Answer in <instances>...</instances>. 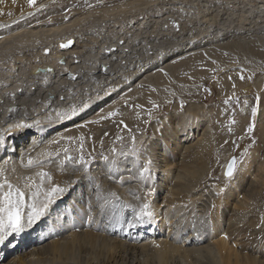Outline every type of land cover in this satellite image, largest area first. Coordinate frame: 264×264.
<instances>
[{
	"label": "bare ground",
	"instance_id": "6f19581e",
	"mask_svg": "<svg viewBox=\"0 0 264 264\" xmlns=\"http://www.w3.org/2000/svg\"><path fill=\"white\" fill-rule=\"evenodd\" d=\"M253 1L103 0V4H96L94 8L67 13L70 16L67 20L64 17L68 15L59 13L50 17L49 22L46 15L58 12V3L64 4L62 0H37L33 8L28 7L26 0H16L15 5L11 0H5L4 4H0L5 13L0 16V24L11 27L0 28V36L5 37L0 40V100H3L0 103V130L19 119L24 111L28 112L30 119H39L43 124L49 117L56 120L57 109L60 112L69 111L70 105L87 101L89 96L94 102L81 116L48 125L43 132L34 129L23 138L9 140L15 151L11 147L7 153L0 150V157L3 158L0 165H3V160H9V169L17 167L15 176L29 174L18 166L16 152L23 151L26 145L30 147L29 139L46 143L58 134L74 137L83 134L87 138L86 149L95 143L99 151L98 141L103 132H118L116 126L112 128L115 123L100 122L86 128H77L76 125L112 110H119L122 115L114 119H123L129 127L139 125L141 129L147 127L148 132L154 130L155 125L143 122L146 120L144 112L141 111V119L137 120L135 113L138 110L125 107V101L144 99L146 94L137 88L140 85L157 88L164 94V101L178 98L176 103L180 107L182 96H197L200 74H203L198 68L215 70L214 76L230 69L237 60L249 67L258 65L256 53L258 48L264 49V0ZM41 4L45 7L37 11ZM30 11L34 13L32 16L27 15ZM8 12L12 15H7ZM33 17L35 20H30ZM16 20H19L18 24L13 23ZM172 20L179 23V31L172 25ZM165 24H168L167 28ZM71 38L74 39L72 47H59L61 42ZM121 40L124 41L122 45L119 43ZM45 48L50 49L48 55L44 53ZM108 48L115 51L108 52ZM160 52L164 53L162 57ZM228 52L234 60L224 58L222 53ZM61 59L65 61L64 65L59 63ZM105 65L108 66L107 73L102 71ZM46 66L55 70L47 87L38 82L42 81ZM160 67L165 69L167 76L157 70ZM65 68L77 74V80L68 79L64 74ZM187 68H190V74H180ZM228 76H232L231 81ZM256 76L255 86L260 91L264 86V76ZM166 78L172 80L170 85L166 83ZM232 83L237 85V92L243 82L233 72L221 77L217 84L221 97L231 95ZM113 86L116 91L105 96V91ZM18 88L24 89L23 94L16 91ZM12 92H16L15 102L6 95ZM173 92L174 96L171 95ZM97 94L103 99L96 100ZM61 95L68 99L61 102ZM49 98L52 99L50 106L47 103ZM182 101L183 111L172 110L165 118L167 131L164 138L157 133L154 139L153 136L145 139L146 143L159 144L163 149L155 156L156 179L148 184H154L158 193L162 188L161 181H165L166 177L161 174H170L168 168L171 165L175 166L177 177L183 180L172 185L169 196L162 200L164 207H161L159 195L155 194L153 205L157 216L151 227L129 229L125 226L121 229L120 225L108 226L106 218L103 223L90 226L85 222L80 205H76L77 214H69L67 223H63L62 227H53L54 213L44 223L8 237L0 244V264H264V242L258 239L264 234V228L256 227L264 215L243 216L236 213L226 217L229 205L237 195L243 192L244 197L254 198L256 195L252 185L246 189V173L255 171L257 175L262 174L263 157H260L258 148L248 155L243 164L238 165L240 171L234 186H230L223 196H216L215 189L204 185L205 181L201 182V178L212 177L214 168L209 165L223 152L225 158L229 157L236 148L229 142L219 149L214 144L218 136L206 133V137L195 147H188L189 150L183 152L187 148L182 145L186 138L180 132L196 131L202 124L200 120L208 117L202 106L196 104L198 102L192 99ZM9 107L17 111L10 113ZM248 110L243 108L241 112L247 116ZM257 115L262 121L264 116L259 112ZM245 118L241 116L236 129L244 128ZM261 125L260 139L264 137V125ZM113 138L111 135L105 138L106 149ZM38 151L39 148L32 155ZM255 161H258L257 168L252 166ZM226 164L222 166V171L226 170ZM54 176L57 182L75 178L71 172L64 175L54 171ZM103 184L123 199L136 203L128 194L129 187L136 190L135 184L120 187L106 179ZM215 186L220 187L218 184ZM70 203L66 201L57 211L63 213L67 210L70 213ZM213 203L216 208L211 222L202 225L200 221ZM239 207L245 209L247 206L241 202ZM193 213L197 217L195 229L191 223ZM224 217L229 220L227 223ZM158 221L161 226L170 222L171 229L161 232V236L156 238L157 230L153 229H158ZM226 236L236 238L230 246ZM214 237L219 238L215 244L211 241ZM234 243L240 244L239 250Z\"/></svg>",
	"mask_w": 264,
	"mask_h": 264
},
{
	"label": "snow or ice",
	"instance_id": "6c2138e0",
	"mask_svg": "<svg viewBox=\"0 0 264 264\" xmlns=\"http://www.w3.org/2000/svg\"><path fill=\"white\" fill-rule=\"evenodd\" d=\"M26 2L29 8L37 5V0H26ZM4 3L5 0H0V4ZM11 3L15 5L16 0H11ZM97 4H103V0H97ZM95 6L91 3L87 4L89 8H94ZM44 7L41 4L36 10L39 11ZM66 11H71V9H66ZM33 14L31 11L27 13L28 16H32ZM3 15H5L4 10L0 9V16ZM7 15L11 16L12 13L8 12ZM23 17L24 13L21 10V19ZM64 18L65 20L68 19L67 16ZM49 22H51V18H49ZM13 23L18 24L19 20L13 21ZM171 23L179 31V23L175 20H172ZM10 27L11 25L0 24V28ZM164 27L167 28L168 24H165ZM3 39L5 37L0 36V40ZM73 43L74 41L68 40L66 43H61L59 47L67 49ZM119 43L122 45L124 41L121 40ZM107 51L113 52L115 50L108 48ZM49 52V48L44 49L45 55H48ZM163 55V52L159 53V56L162 57ZM59 63L64 65L65 61L61 59ZM234 63L239 64V61H234ZM248 63L252 62L249 61ZM157 70L165 76L168 75L163 67ZM259 70L261 74H264V65L259 66ZM12 71L16 70L13 69ZM54 71L52 67L43 69V79L38 82L46 87L49 86L50 76ZM102 71L107 73L108 66L105 65ZM246 71L249 72L247 76L244 75ZM64 74L70 80H77V74L69 72L67 68L64 69ZM36 75V73L33 74L34 77ZM253 75H255L254 71L244 67H241L239 70L240 81H244L245 79L252 80ZM228 80L231 81L232 76H228ZM2 86L7 87V85ZM28 87H32V85H28ZM140 87L144 86L140 85ZM231 88V95H226V98L223 100L224 105L232 104L233 108L236 105L247 106L248 101L246 99L242 101L236 92L237 85L232 83ZM16 91L23 94L24 89L18 88ZM112 91H116L115 86L109 91H105L104 95H110ZM151 91L157 92V89L153 87ZM165 91L167 92L168 90L165 89ZM204 92L211 95V90L208 88H205ZM6 95L13 102L17 100L16 92L7 93ZM171 95L174 96L175 93L173 92ZM66 99L68 98L63 95L59 96L61 102ZM100 99H103V97L97 94L96 100ZM93 102L91 96H89L87 101L81 100L79 104L70 105L69 111L60 112L57 109L56 120L53 121L49 117L43 124L39 119H30L28 112L24 111L19 119L14 120L7 127L0 130V150L7 153L11 147L15 151V146L10 145L9 140L23 138L31 134L34 129L43 132L48 125L62 123L81 116V114H84L91 107ZM164 102L171 103L168 100ZM0 103H3V100H0ZM47 103L50 106L52 99L49 98ZM125 105L134 110H140L135 113L137 120L141 119V111L147 116V119L143 121L144 123L156 120L157 127L153 134V139L157 133L161 138H164L167 129L165 128L163 119L157 115L161 109L160 103L149 97L148 105L150 106L148 108L140 104L128 105L127 101H125ZM183 109L184 101L181 100L180 110L183 111ZM8 111L11 113L17 111V109L9 107ZM258 112L261 116H264V105H262V96L260 94L254 97V104L248 110L250 119L245 118L244 135L238 138L239 140H243L246 136L252 143L244 149L239 160L236 156H232L231 160L227 163L226 170L223 172L225 177L224 186L219 188H216L215 185L212 186L215 189L216 196H223L232 185V182L237 179V173L240 171L238 164H243V157L248 154V149L256 143L254 133L259 123ZM235 114L233 112L232 118L228 121L230 126L238 124ZM121 115L119 110L108 111L104 115H99L98 118L84 120L82 123L77 124L76 127L86 128L88 125L99 124L101 121L111 120ZM115 126L118 129L117 133L110 134L107 131L103 132L98 141L99 151L95 143L86 149L87 138L83 134L78 137L58 134L56 137L47 140L46 143L43 140L37 142L29 139L28 144L31 146L26 145L23 151L16 152L18 166L26 170L29 173L27 175L15 176L17 167L14 166L9 169L7 167L9 160H3V165H0V244H3L8 237L14 234L24 233L35 225L44 223L54 213L55 220H53V227H62L63 223H67L69 214H77L76 205H80L84 213L85 222L90 226L101 224L106 218L108 226L115 227L116 225H120L121 229L125 226L129 229H139L145 226L151 227L152 222L157 216L153 205L156 188L154 184L150 186L148 182L155 179V156L163 149L159 144L146 143L145 130L141 129L139 125L132 128L123 119H119L115 121ZM184 128L186 130V126ZM228 130L231 133L232 127H229ZM110 135L114 138L106 149L105 138ZM231 143L239 148L236 140L231 141ZM224 144H229V141L225 140ZM37 148L40 151L32 155ZM0 159L3 158L0 157ZM54 171L64 175L71 172L75 178L57 182ZM105 179L111 184L119 185L120 187L135 184L136 190L129 187L128 194L136 203H130L128 200L123 199L116 191L111 188H105L103 184V180ZM66 201L71 202L68 204L70 213L67 210L63 213L58 212L57 209L65 204ZM161 207H164V205H161ZM215 208L216 204H211L208 211L204 214V219L200 221L202 225L211 222L212 213ZM191 223L193 229H195L197 223L195 213H193ZM256 227L264 228V216L261 217L260 223ZM258 239L264 242V234L259 236Z\"/></svg>",
	"mask_w": 264,
	"mask_h": 264
},
{
	"label": "rangeland",
	"instance_id": "374dc122",
	"mask_svg": "<svg viewBox=\"0 0 264 264\" xmlns=\"http://www.w3.org/2000/svg\"><path fill=\"white\" fill-rule=\"evenodd\" d=\"M62 2L64 4L58 3L60 5L58 12H55L56 14L52 13V12L48 13L46 15V18H50L52 16L59 15V13L68 15L72 11H79L82 9L89 8V7H87L88 3L94 4V5L97 4V0H87V2H86V0H62ZM254 2L256 3L259 1L254 0L252 3H254ZM237 4L239 5V3H237ZM66 9H71V11H66ZM67 17H70V16L68 15ZM30 20H35V17H33ZM258 50H259L258 53H256V56L258 59L257 60L258 65L253 66V67L245 66L244 64H238L237 65L236 63H233V66H231L230 69L222 71L221 74H217L214 76L212 75L214 73L213 70L209 69L208 67L198 68V69H202L203 74H200V78H201L199 80L200 89L197 92V96L192 98V97H190V95H186V96H182V98L180 99V101L183 99H188V100L192 99L193 101L198 102L196 104L202 106V109H203L205 115L208 117L207 119L200 120V121H202L201 122L202 124L204 122L205 123L203 125L201 124L200 127L198 129H196V131L190 132V129H189L188 131H186L187 133L186 132H180V135L184 134V137L186 138L184 140L185 142L183 141L182 145H184V147H187V148L183 149L182 150L183 152H187L189 150L188 147H191V146L195 147L199 143V141H201L203 139V137H206L205 136L206 133H207V135L209 133L210 134L212 133V136H215L216 138L218 136V139H216L214 141L215 142L214 144L219 149L222 148L223 146H226L224 144L225 140H228L229 142H231L230 140H232V141L236 140L237 143L239 144V148L235 147L236 149L233 150L231 155L229 157L226 156L227 159L225 158V153L223 152V153H221L222 156L219 155L218 158L215 161H213L212 165H209L210 163L208 164L210 166V168L211 167L214 168L213 174L211 173L212 177L201 178V182L205 181L204 185L207 184V186H211V188L213 185H217V184L220 185V187L224 186L225 177L223 175V172L225 171V169H224V171H222L221 170L222 166L226 162L228 163L229 159L232 156H236L239 160V158L241 157V153H243L244 149L247 148L252 143L251 140L246 136L243 140H239L238 138L240 136L244 135V130L242 128L236 129L238 124L234 125V126H230L228 121H229V119L232 118L233 112L236 113L235 119L238 121V123H240L241 116L247 117L248 115L244 116V114L241 112V110H243V108L249 109L250 106H252L254 104V97L257 94H260L262 96V105H264V86L260 90L262 92L258 91L256 89V86H255V81H256V77H257L256 75H263L264 76V74H261V71L259 70V66L264 65V49L258 48ZM222 55H225V53H222ZM231 56H233V55H231V53L228 52L227 55L224 56V58L229 59V60L233 59ZM203 65H206V64L203 63ZM241 67H244L246 69H249V70H252L255 72V75H253V79L252 80L245 79L244 81H242L243 82L242 86L237 90V94L240 96L241 100L243 101L246 99L248 101V105L247 106L236 105L235 108H233L232 104H229L226 106L223 103V100L226 97H221L219 95V89L217 88V84L221 80V77L227 73L231 74L233 72L239 76V70ZM189 70H190V68L181 70L180 74H182V73L190 74ZM248 74H249V72H247V71L244 73L245 76H247ZM170 82H172V80L170 78H166V83L170 85L171 84ZM138 85L139 84L137 83L136 87ZM137 88H138V90H140V92H142L143 94H146L147 96L144 95V99H142V100L141 99L140 100L139 99H130V100H128V102H130V103H128V105H135V104L143 105L144 104L143 106L144 107L147 106L146 108H148L150 105H148L147 100L149 99V97H151L153 100H156L158 103L161 104V109L157 115L159 117H161L162 119H164L163 123H165V121H166L165 118L168 117L172 113L171 112L172 110H176V112H178V111L182 112L180 110V107L177 105L178 103H176V100L178 98L176 100H171V103H165L164 102V96H163L164 94L162 92H159V90H157V92H152L151 88H153V87H150V86H148V87L147 86L146 87L145 86L144 87H137ZM205 88H208L211 90V95L204 92ZM244 89L246 91H244ZM132 91H133V89H132ZM187 96H189L190 98H188ZM142 98H143V96H142ZM146 103H147V105H145ZM125 107L127 108L126 105H125ZM129 108H130V110L133 109L131 107H129ZM177 109H179V110H177ZM136 110L140 111L139 109H136ZM94 116L95 115H92V117H94ZM145 119H147V116L145 117ZM248 119H250V116H248ZM258 119H259L260 124L258 123L257 128H256L255 133H254V138H255L256 143L248 149V154L243 157V160H245V158L248 155H251V153H253L257 148L260 152L259 153L260 157L261 158L263 157V159H264V137L260 139V135H259L260 125L261 124L264 125V117H263L262 121H260V117ZM115 121H118V119L104 120V121H101V123L102 122L115 123ZM148 124L153 125V126L155 125L154 130L157 127L156 120H152L149 123H147V125ZM216 126H217V128H216ZM114 127H115V125H113L112 128H114ZM229 127H232L231 133L228 130ZM146 128L147 127L143 128V130H145V139L148 136L152 137L154 134L153 133L154 130H152V131L150 130L148 132ZM218 131H220V132H218ZM187 135H188V138H187ZM227 154H228V151H226V155ZM257 164H258V161L253 162V164H252L253 168L256 167ZM238 165H240V164H238ZM154 171H156V170L154 169ZM168 172H171V173L170 174H167V173L161 174V175L166 176V177L164 176L165 181L160 180L162 183V188L160 191H158V193L156 192V194L159 195L161 205H165L164 203H162V200L164 197L169 196V190H171L173 188L172 185L176 182L183 181L182 179H179L177 177V171H175L174 165H171L168 168ZM157 175H158V177H161V175L160 176H159V174H157ZM263 177H264V172H262V174H260V175L259 174L257 175V172H255V171H254V173L253 172L252 173H248V172L246 173V184H245L246 189H249L250 188L249 186L252 185L251 187L255 189L256 195L253 196L254 198L244 197V195H243L244 192L242 194L240 193L239 195H237V197H235L232 200V202L230 203L226 217L231 216V215H235L236 213H239V215H243V216L244 215H264V182L262 183V180L264 179ZM236 181L237 180L235 179L232 182V185H231L232 187L234 186V184H235L234 182H236ZM257 192H258V194H257ZM241 202L246 204L247 207L245 209H242L239 207V204ZM227 221H229V220H227L225 218L226 223H227ZM157 223H159L158 229H156L157 227H155L153 229V230H157L158 235L156 234V238H159L164 231L167 232L171 229V226H169L170 222H167L168 224L166 223L167 225L165 224L164 226H161V222H159V221ZM149 230L150 229L146 230V233H148ZM160 230H162V231H160ZM138 232H140V231H138ZM143 232H145V231H142V233ZM158 232H160V233H158ZM133 234H137V232L133 233ZM217 239H219V238L214 237L211 240L212 243L215 244ZM225 239L228 241L229 246H230L236 238L226 236ZM234 244H235V248L237 250H239L240 244L239 243H234Z\"/></svg>",
	"mask_w": 264,
	"mask_h": 264
},
{
	"label": "water",
	"instance_id": "95a60500",
	"mask_svg": "<svg viewBox=\"0 0 264 264\" xmlns=\"http://www.w3.org/2000/svg\"><path fill=\"white\" fill-rule=\"evenodd\" d=\"M68 40H72V41H74V39L73 38H71V39H68ZM68 40H66V42L68 41ZM66 42H61V43H66ZM60 43V44H61ZM72 46H73V44H72ZM72 46H70V47H72ZM49 66H46L45 68H48ZM36 71H38V69H36ZM244 91H246L245 89H244ZM232 158V157H231ZM231 158H230V160H231ZM229 160V161H230Z\"/></svg>",
	"mask_w": 264,
	"mask_h": 264
}]
</instances>
